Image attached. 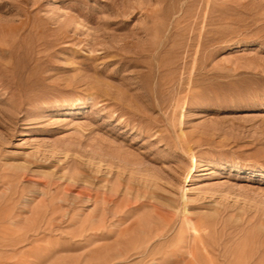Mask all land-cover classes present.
Segmentation results:
<instances>
[{"label": "rangeland", "instance_id": "374dc122", "mask_svg": "<svg viewBox=\"0 0 264 264\" xmlns=\"http://www.w3.org/2000/svg\"><path fill=\"white\" fill-rule=\"evenodd\" d=\"M0 264H264V0H0Z\"/></svg>", "mask_w": 264, "mask_h": 264}, {"label": "bare ground", "instance_id": "6f19581e", "mask_svg": "<svg viewBox=\"0 0 264 264\" xmlns=\"http://www.w3.org/2000/svg\"><path fill=\"white\" fill-rule=\"evenodd\" d=\"M146 253V252H145Z\"/></svg>", "mask_w": 264, "mask_h": 264}]
</instances>
